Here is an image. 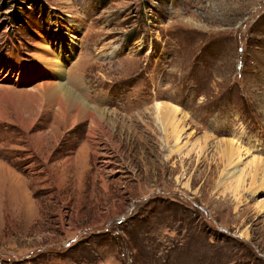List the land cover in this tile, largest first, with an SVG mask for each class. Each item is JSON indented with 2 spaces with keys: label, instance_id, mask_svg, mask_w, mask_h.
<instances>
[{
  "label": "rangeland",
  "instance_id": "1",
  "mask_svg": "<svg viewBox=\"0 0 264 264\" xmlns=\"http://www.w3.org/2000/svg\"><path fill=\"white\" fill-rule=\"evenodd\" d=\"M222 140L264 160V0H0V264H264Z\"/></svg>",
  "mask_w": 264,
  "mask_h": 264
},
{
  "label": "bare ground",
  "instance_id": "2",
  "mask_svg": "<svg viewBox=\"0 0 264 264\" xmlns=\"http://www.w3.org/2000/svg\"><path fill=\"white\" fill-rule=\"evenodd\" d=\"M49 61H52V60L49 59L48 62ZM47 88L49 89L51 88L52 90H54L55 86L53 84H46L43 86V90L44 89L47 90ZM58 89L61 90L62 87H58ZM67 94L70 95L69 91L67 92ZM74 96L75 95L71 94L70 96H67L66 98H59L62 106H64V111L68 110L69 112L73 113L72 117H74L75 119L79 118V116L89 115L90 112L88 111V109L85 108V106L76 96L75 97ZM155 112L157 113V116H156L157 122L161 123L164 129L165 127L168 128L169 126L172 128L173 133L166 132V134L167 136L168 134L172 136L176 140V143H177L179 140V137H178L179 132L177 133L176 129L179 128L180 123L176 124L177 122L176 114L179 113V109L173 108L169 105H161V106L159 105L155 107ZM92 117H93V120L95 121L97 116L95 118L94 116ZM97 121L98 120H96L95 122ZM208 138L210 137H207L205 139V144L207 145V147L209 145ZM166 143L168 142L166 141ZM210 148H213L214 150V154L212 158L209 160H206V159L202 160L201 163L202 164L207 163L208 168L210 170L212 169V171L214 172H216L218 168L223 167L224 168L222 172V176L224 179L223 181L227 182L229 180L235 179L236 187L232 190L233 195L234 193H237L240 185L243 184V182L245 181L246 176L248 177L251 176L253 180H255V178L259 175V173L264 174V160L256 159L257 157L252 158V162L250 164H243L244 169L238 168L237 164H239L242 161L243 157L247 158L249 154L247 153L248 151L246 152L245 150H243L241 146H239L234 140L232 141L222 140L218 142L215 145V147H209V149ZM214 161H216L217 163L215 164ZM251 166H252L251 172H254L253 175H251V172L246 173V170L251 168ZM230 168H232L233 171H228ZM262 184L264 185V183ZM259 187L260 186H256L255 190H259ZM261 189H263V187Z\"/></svg>",
  "mask_w": 264,
  "mask_h": 264
}]
</instances>
